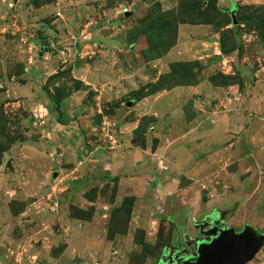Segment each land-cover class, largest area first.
<instances>
[{
	"label": "rangeland",
	"instance_id": "rangeland-1",
	"mask_svg": "<svg viewBox=\"0 0 264 264\" xmlns=\"http://www.w3.org/2000/svg\"><path fill=\"white\" fill-rule=\"evenodd\" d=\"M247 234L264 0H0V264H198Z\"/></svg>",
	"mask_w": 264,
	"mask_h": 264
},
{
	"label": "water",
	"instance_id": "water-1",
	"mask_svg": "<svg viewBox=\"0 0 264 264\" xmlns=\"http://www.w3.org/2000/svg\"><path fill=\"white\" fill-rule=\"evenodd\" d=\"M263 244V235L247 234L241 239L232 236L223 243L217 245L212 243L213 250L208 251L209 256L204 255L198 264H247Z\"/></svg>",
	"mask_w": 264,
	"mask_h": 264
},
{
	"label": "trees",
	"instance_id": "trees-1",
	"mask_svg": "<svg viewBox=\"0 0 264 264\" xmlns=\"http://www.w3.org/2000/svg\"><path fill=\"white\" fill-rule=\"evenodd\" d=\"M142 97H143V95H142V94H140V95L138 96V98H137V99L139 100V99H141Z\"/></svg>",
	"mask_w": 264,
	"mask_h": 264
}]
</instances>
